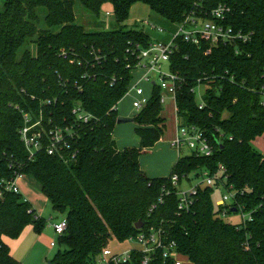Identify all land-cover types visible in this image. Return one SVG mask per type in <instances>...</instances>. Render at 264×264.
<instances>
[{
	"label": "trees",
	"instance_id": "1",
	"mask_svg": "<svg viewBox=\"0 0 264 264\" xmlns=\"http://www.w3.org/2000/svg\"><path fill=\"white\" fill-rule=\"evenodd\" d=\"M78 1L96 16L111 5L118 27L86 31L77 23V0H5L0 10V187L17 175L32 176L67 220L59 237L64 250L50 264H92L109 240L137 235L140 221L143 231L161 228L175 241L186 264H264V156L252 146L264 138V0ZM136 4L174 25L193 11L211 18L213 9L227 6L224 24L253 34L248 43L215 47L175 41L170 70L179 78V128L202 132L214 154L180 157L167 178L148 177L140 161L167 128L157 85L133 118L140 146L119 150L114 141L115 107L133 82L139 47L153 42L144 30L122 26ZM200 86L206 87L203 108L195 93ZM77 108L88 122L74 114ZM26 127L42 133L33 156L22 141ZM59 129L63 141L50 155V132ZM203 172L234 193V203L216 210L215 189L201 185L189 210L180 211L172 178L182 183ZM239 213L251 220L233 225L223 218ZM30 224L38 232L46 226L22 194L5 191L0 264H16L3 238L19 237ZM131 264H142L139 252ZM151 264L174 263L158 256Z\"/></svg>",
	"mask_w": 264,
	"mask_h": 264
},
{
	"label": "built area",
	"instance_id": "2",
	"mask_svg": "<svg viewBox=\"0 0 264 264\" xmlns=\"http://www.w3.org/2000/svg\"><path fill=\"white\" fill-rule=\"evenodd\" d=\"M230 11L231 9L229 7L221 5L212 10L210 13L211 18L198 16L196 15V12L193 11L186 16L182 23L177 24V30L171 33V40L169 43L155 41L147 48L139 47L137 55L139 61L133 71V77L137 71H142L144 74L137 80V83H135V79L133 78V82L127 93V95L134 96L132 107L135 111L138 113L141 112L148 104L155 85L161 89L162 94L160 102L163 106H165L169 97L176 100L177 81H179V78L170 70L171 56L177 50L175 45L176 40L183 39V41L195 46L202 45V43L205 42L210 46L215 47L220 44L227 45L235 44L236 42H242L245 44L252 39L253 34H246L243 31H235L232 27L224 24ZM106 15H109V13ZM160 31H163V29H160ZM165 67L167 70H165ZM152 75H154L156 79H153ZM142 83L152 84L150 96L147 95L146 90L141 86ZM197 89H199V87ZM195 93L197 96V90ZM198 102L200 103V107L203 108L204 104L202 96ZM115 110L118 111V107H115ZM74 114H76L80 120L88 122L89 116L83 114L80 108L75 109ZM31 131L32 128L26 127L21 131V136L27 150L30 155L33 156L34 152L40 147L42 133ZM50 141L51 144L48 153L54 155L58 150V144L63 141V131L60 129L51 131ZM173 146L179 152L184 149L187 150L189 155L195 154L196 156L210 157L214 154L213 146L204 137L202 132L194 128H179L177 140ZM221 170L222 172L225 171L224 168H221ZM201 176L203 177V182L206 183V186L212 187L215 190L223 188L222 186H216L215 178L210 177L209 173L203 172ZM21 178H23L22 175H17L11 181H2L0 197L5 191L21 194L18 186L19 179ZM172 182L178 189L181 183H179L177 176L172 178ZM201 185L202 184L200 183L199 185L191 186L186 191L178 190L180 211L189 210L194 202L195 196L197 195L198 188ZM234 197V193L227 192V194L222 195L217 206L226 207L232 205L234 203ZM241 214L243 216V222L251 220L250 215L245 213ZM52 227L54 228L55 233L61 237L67 230V220L63 218L60 222L53 223ZM127 240L136 242L139 248L122 254H114L109 248H106L93 260L92 264H131L135 252L141 254L142 264H151L158 256H162L164 261H169L174 264H186L178 250L177 243L169 240L161 228L151 227L145 231L141 229L137 235L131 236ZM51 246L56 247V244L52 243Z\"/></svg>",
	"mask_w": 264,
	"mask_h": 264
},
{
	"label": "rangeland",
	"instance_id": "3",
	"mask_svg": "<svg viewBox=\"0 0 264 264\" xmlns=\"http://www.w3.org/2000/svg\"><path fill=\"white\" fill-rule=\"evenodd\" d=\"M4 1L0 0V10L4 8ZM109 13V15H106ZM45 14V11L41 13V16ZM75 14L77 23L85 28L88 32L114 30L118 27L115 21L114 14L111 5L107 4L103 7L100 16L88 11L77 0L75 4ZM137 22V23H135ZM132 23H135L131 25ZM129 30H144L151 37L152 41L158 40L160 42H169V32L177 30V25L172 26L169 22L162 17L151 11L147 6L143 4L135 5L131 11L129 20L122 24ZM38 27H44L41 22L38 23ZM163 29L164 31H160ZM171 37V36H170ZM34 54L36 53L35 46H32ZM23 52V51H22ZM20 53V56L22 55ZM165 70L167 68L165 67ZM144 74L142 71H137L134 74L135 83ZM153 79H156L152 75ZM141 86L146 90L148 96L151 94L152 84L142 83ZM205 86H200L197 90V101H200V97L205 93ZM134 100L133 95H127L124 100L118 105L119 116H127V118H134L137 111L132 107ZM162 117L166 120L167 128L161 141L148 152L143 158L142 168L149 171V173L157 172L161 176L168 177L171 173L173 165L177 162L178 158L189 155L187 150L179 152L173 146L177 140L179 131V119L177 118L176 101L169 97L164 106ZM134 123L117 125L114 131V141L117 142L121 148L139 147V138L134 132ZM253 148L262 156H264V138L259 137L252 143ZM141 158V159H142ZM203 177H195L191 175L190 178L184 179L179 185V191H186L191 186L202 184L203 188L206 183L203 182ZM18 186L24 199L28 200L35 210L36 215L39 218L44 219L45 228L38 232L35 230L34 225L30 224L23 229L19 237H4V243L9 248L10 255L16 261V264H50L55 255L59 251H63V246L60 244L59 236L55 233L52 227L53 223H58L63 218L62 215L56 213L49 198L42 192L41 186L38 181L32 176H25L19 179ZM227 194L224 188H219L214 191L212 200L216 210L218 209V202L221 200L222 195ZM224 220L226 223L237 225L243 222L242 214H228L225 215ZM55 243L56 247H52L51 244ZM108 248L114 254H122L127 251H131L139 248L138 244L134 241H120L118 239H111L108 242Z\"/></svg>",
	"mask_w": 264,
	"mask_h": 264
},
{
	"label": "crops",
	"instance_id": "4",
	"mask_svg": "<svg viewBox=\"0 0 264 264\" xmlns=\"http://www.w3.org/2000/svg\"><path fill=\"white\" fill-rule=\"evenodd\" d=\"M136 5H138V4H136ZM135 6V5H134ZM133 6V7H134ZM132 7V8H133ZM148 7V6H147ZM149 8V7H148ZM150 9V8H149ZM113 11V10H112ZM168 22V21H167ZM135 23H137V22H135ZM135 23H132L131 25H133V24H135ZM170 23V22H169ZM171 24V23H170ZM172 26H174V24H171ZM164 31V30H163ZM147 33V32H146ZM171 33H173V32H169V40H171ZM155 41H158V40H155ZM170 42V41H169ZM169 42H165V43H169ZM176 111H177V108H176ZM119 117H124V118H127V116H119ZM135 130H136V126H135V129H134V132H135ZM116 142V141H115ZM116 145H117V147H118V149L119 150H124L125 148H128L127 146L125 147V148H121V147H119L118 146V144H117V142H116ZM139 146H140V141H139ZM135 147H138V145L137 146H135ZM179 159V158H178ZM141 162H143V158L140 160ZM176 164V163H175ZM174 164V165H175ZM173 165V166H174ZM141 168H142V163H141ZM142 170L144 171V173L148 176V177H150V178H167L166 176H161L159 173H157V172H153V173H149V171H147V170H145V169H143L142 168ZM172 171V170H171ZM171 174V173H170ZM170 176V175H169ZM168 176V177H169ZM21 192V191H20ZM63 219V218H62Z\"/></svg>",
	"mask_w": 264,
	"mask_h": 264
},
{
	"label": "water",
	"instance_id": "5",
	"mask_svg": "<svg viewBox=\"0 0 264 264\" xmlns=\"http://www.w3.org/2000/svg\"><path fill=\"white\" fill-rule=\"evenodd\" d=\"M155 85V83H154ZM129 123H133V118H124V117H119L118 118V121H117V124L118 125H124V124H129ZM232 212H236V209H232ZM144 227V223L143 222H138L136 225H135V228L137 230H141L142 228Z\"/></svg>",
	"mask_w": 264,
	"mask_h": 264
}]
</instances>
